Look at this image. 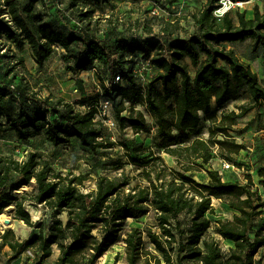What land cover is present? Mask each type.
Listing matches in <instances>:
<instances>
[{
    "label": "trees",
    "instance_id": "trees-1",
    "mask_svg": "<svg viewBox=\"0 0 264 264\" xmlns=\"http://www.w3.org/2000/svg\"><path fill=\"white\" fill-rule=\"evenodd\" d=\"M108 2L55 0L56 15L47 16L37 0L23 5L20 0H6L16 28L0 21L3 45L16 48L14 53L28 45L39 67L59 47L66 68L74 74L98 63L102 92L93 101L101 94L110 100L120 129L130 127L135 133L149 129L138 106L145 107L156 124L154 146L137 144L130 149L124 144L127 161L113 162L122 168L120 174L99 175L92 188L86 186L88 173L57 171L37 152H28L24 159L0 154V214L10 208L14 219L32 226L26 209L31 202L46 207L52 218L47 233L41 221L35 225L39 232L26 241L0 226L2 244L12 251L10 259L33 249L39 254L36 264H42L56 246L57 264H96L125 234L128 264H264L263 257L256 258L264 248V225L258 227L256 222L264 207L259 188L264 189V165L255 172L259 186L249 172L245 182L224 180L214 168L206 169V183L193 175L205 169L214 152L234 165L235 156L246 147L231 130L250 110L264 105V85L227 43L250 39V59L258 55L264 62V10L255 4L251 18L239 10L233 16L231 8L219 16L215 11L222 0H207L202 9L184 16L192 21L195 33L165 46L155 38L113 41L111 31L101 36L95 14ZM178 25L162 26L161 31L172 36ZM138 53L158 68L145 87L129 66ZM13 56L14 60L0 62V133L13 132L22 144L43 135L54 147L76 137L93 153L115 145L103 138L105 127L96 118L97 108L81 110L61 95H42L24 60ZM19 66L24 73L17 74ZM245 92L249 103L240 105L239 111L229 110L228 104ZM201 114L210 121L207 139L199 136ZM184 133L195 137L185 144L180 141ZM162 153L170 155L175 165H169ZM125 163L137 172L129 174ZM213 199L235 211L232 217L212 222L208 214L214 212ZM151 212L153 224L124 232L130 218ZM218 237L232 241L233 247L224 251Z\"/></svg>",
    "mask_w": 264,
    "mask_h": 264
},
{
    "label": "rangeland",
    "instance_id": "rangeland-1",
    "mask_svg": "<svg viewBox=\"0 0 264 264\" xmlns=\"http://www.w3.org/2000/svg\"><path fill=\"white\" fill-rule=\"evenodd\" d=\"M29 1L20 0V3L23 5ZM206 2L207 0H110V2L104 3L98 8L95 18L99 20L98 28L100 29L101 36L104 37L107 32L111 31L115 36L113 41L155 38L167 46L177 38H187L195 33L196 28L192 21L184 19V16H189L191 13L199 11L205 6ZM54 3L55 0H37L39 10L47 16L48 14L50 16L56 15V8L53 7ZM255 4H258L262 11L264 10V0H222V7L218 9L224 11L227 8H231L233 16H235L237 10L245 11L246 17L251 18ZM65 5V1H62L60 4L61 8H64ZM217 10L215 13L218 12ZM175 22L179 24V27L174 26V35H164L161 27ZM3 42V40L0 41V62L6 63L14 60L13 54H15L18 61L21 57L24 60L26 69L39 81L42 95L50 93L61 95L69 101L73 100L71 102L76 103L79 109L86 110V105L90 104L95 99V96L102 92L98 63H95L94 67L89 70H83L74 74L66 68L61 55L62 50L57 47L45 65L39 67L32 58L31 49L28 45L14 53L16 48L5 46ZM227 46L233 48L243 61L250 64L253 71L258 74L262 85H264L263 58L255 55L254 59H250L251 40L227 43ZM129 66L135 70L138 84L141 87H145L158 72V68L151 63V60L144 58L141 53H138L137 58ZM16 72L17 74H22L25 70L19 66ZM155 86L161 90L160 83H156ZM249 101V95L245 92L241 98L229 103L227 108L239 111V106L249 103ZM138 108L144 112L150 124L149 129L140 133H135L130 127L120 129L113 115L116 127L108 128L104 126L105 134L103 138L115 142V145L111 148L99 149L97 153H93L83 147L76 137H72L69 143L54 147L43 135L35 136L27 143L22 144L13 132H2L0 133V154L13 153L17 158L24 159L28 152H37L44 158H47L57 171L62 173L73 172L75 174L88 173L91 179L87 181L86 186L92 188L95 186V179L99 175L114 177L120 174L122 168H117L116 163L114 164L113 162H117L118 160L127 161V149L124 144L128 145L130 149L133 145L137 144H143L145 147L154 146L152 140L156 133L154 118L145 107L138 106ZM209 125L210 121L207 116L201 114L202 132L199 135L200 137L208 138ZM260 127H264V105L250 110L244 117L238 120V128H232L231 130L232 134L238 135V142L246 146L245 149L240 151L238 156H235L236 162L234 163V167L229 171H225L223 169L224 158L217 152H214L211 162L204 166L205 169L195 170L193 172L194 177L198 181L206 183L209 180L206 169L214 168L221 172L224 180H240L241 182H245V174L249 172L253 174L254 181L259 186L258 182L260 179L255 172L258 167L264 165V129L260 130ZM175 134L181 133L176 132ZM194 137L190 133H184L180 141L186 144ZM162 156L169 165H175L174 159L170 155L162 153ZM125 168L131 175L137 172L134 170V166L127 163H125ZM259 188L264 199V189L260 186ZM213 206L214 212L208 214L212 222H216L218 218L232 217V211L221 200L213 199ZM26 209L31 215L32 226L27 225L21 220L14 219L12 209L7 208L4 211L8 219L11 220L12 225L10 228L14 230L16 237L22 241L28 240L30 236L39 232V229L35 225L41 221H44L45 232L47 233V227L51 224L50 221L52 219L47 208L42 205L27 202ZM182 217L186 220L187 215H183ZM62 218L66 219L64 215ZM154 221L153 212L137 219L130 218L126 223L124 232L133 226L143 227L146 224H153ZM256 222L258 227L262 224L264 225V207ZM0 226L3 229L9 228L4 225ZM210 232L213 233V229H210ZM124 236L125 234L110 247L104 259L100 260V258L97 263L109 264L113 253H116L114 256L115 261L120 259V256H124ZM3 247L0 239V262L2 264H10L12 260L7 259V251H3ZM54 249H57L56 246H54ZM9 252L12 254L11 250ZM38 257L39 254L36 251L28 249L20 255L18 261L22 264H36ZM261 257L264 258V248L256 256V258Z\"/></svg>",
    "mask_w": 264,
    "mask_h": 264
},
{
    "label": "built area",
    "instance_id": "built-area-1",
    "mask_svg": "<svg viewBox=\"0 0 264 264\" xmlns=\"http://www.w3.org/2000/svg\"><path fill=\"white\" fill-rule=\"evenodd\" d=\"M222 7V6H221ZM221 9V8H220ZM228 10V8L226 9ZM226 10L221 11L217 10V15H222ZM220 11V12H219ZM0 21H4L8 23L12 28H16V24L14 19L9 11L8 4L6 0H0ZM121 81V76L117 75L115 77V82ZM97 108L96 118L103 123L104 126L108 128L116 127V122L113 120L114 111L112 108V103L109 99L101 94L98 101H92L90 104H87L85 109L89 110L90 108ZM234 167V165L228 161H224L223 169L230 170Z\"/></svg>",
    "mask_w": 264,
    "mask_h": 264
},
{
    "label": "crops",
    "instance_id": "crops-1",
    "mask_svg": "<svg viewBox=\"0 0 264 264\" xmlns=\"http://www.w3.org/2000/svg\"><path fill=\"white\" fill-rule=\"evenodd\" d=\"M71 101H73V100H71ZM233 128L234 129L238 128V123L236 125H234ZM260 130H262V129H260ZM237 131H238V129H237ZM237 136L238 135H235L234 134V137L236 139L238 138ZM231 211H232V214L235 212L233 210H231ZM218 238L221 241V246H222V248H223L224 251H228L230 247H233V242L232 241L227 240V239H223V238H220V237H218ZM3 251H7V259H10L12 257V254L9 252L10 251V248L8 246H4L3 247ZM115 255H116V253H113V256L110 257L111 258L110 259L111 262H109V264L110 263H113V264H128L127 263V260H126V253L124 254V256H122V257L120 256V259H118L116 261H115V257H114ZM58 256H59V250L58 249H54L52 255L50 257L45 258L43 260L42 264H57ZM105 256H106V253L101 257L100 260L104 259ZM0 264H2V263L0 262ZM10 264H22V263H20L18 261V259H15V260H12L10 262ZM96 264H102V263L101 262H98Z\"/></svg>",
    "mask_w": 264,
    "mask_h": 264
},
{
    "label": "bare ground",
    "instance_id": "bare-ground-1",
    "mask_svg": "<svg viewBox=\"0 0 264 264\" xmlns=\"http://www.w3.org/2000/svg\"><path fill=\"white\" fill-rule=\"evenodd\" d=\"M32 211V210H31ZM6 219H8V216L5 214V213H2V214H0V225H4V226H11L12 225V223L10 224V225H7L6 223H5V220Z\"/></svg>",
    "mask_w": 264,
    "mask_h": 264
},
{
    "label": "water",
    "instance_id": "water-1",
    "mask_svg": "<svg viewBox=\"0 0 264 264\" xmlns=\"http://www.w3.org/2000/svg\"><path fill=\"white\" fill-rule=\"evenodd\" d=\"M9 209V208H8ZM5 223L7 224V225H10L11 224V220L10 219H6L5 220ZM9 228H10V226H8Z\"/></svg>",
    "mask_w": 264,
    "mask_h": 264
}]
</instances>
